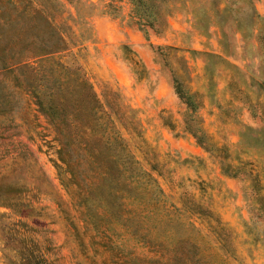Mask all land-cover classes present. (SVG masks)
Returning <instances> with one entry per match:
<instances>
[{"label":"rangeland","instance_id":"obj_1","mask_svg":"<svg viewBox=\"0 0 264 264\" xmlns=\"http://www.w3.org/2000/svg\"><path fill=\"white\" fill-rule=\"evenodd\" d=\"M83 1L94 8L81 7L82 20L69 9L79 25L67 23L90 39L72 51L99 101L128 118L117 129L136 167L155 181L136 189L130 208L138 231L167 248L195 235L208 264H264V213L249 207L246 190L258 187L264 197V37L254 38L264 34V0L253 1L261 20L247 37L229 21L203 20L204 0L171 1L157 31L134 23L128 0ZM239 1L222 0L220 9ZM9 79L0 84V264H112L129 252L153 259L124 227L105 230L109 240L84 227L60 185L53 127ZM174 79L193 108L176 94ZM223 147L258 183L241 171L224 173L216 150ZM253 201L260 205L258 194Z\"/></svg>","mask_w":264,"mask_h":264},{"label":"trees","instance_id":"obj_2","mask_svg":"<svg viewBox=\"0 0 264 264\" xmlns=\"http://www.w3.org/2000/svg\"><path fill=\"white\" fill-rule=\"evenodd\" d=\"M128 1L134 23L156 31L166 26L167 4L184 2ZM253 1L240 0V5L234 9L226 4L220 9L222 0H204L203 5L210 4V9L204 12L203 20L215 21L221 26L229 21L235 32L247 37L257 31L261 20ZM81 7L94 8L83 0H0V84L8 76L13 88L28 91L37 111L53 127L60 163L54 164L60 185L70 196L84 227H91L102 236L114 225L124 227L154 256L149 259L146 255L129 252L127 257L117 256L112 264H208L198 256L195 235H187L167 248L148 239L146 234L138 231L139 224H134L137 212L130 207L137 198L136 189L138 186L151 188L148 184L155 181L150 174L136 167L138 162L129 154L127 142L117 129L116 122L125 128L128 118L116 109V105L113 107L111 101L106 100L105 104L99 101L76 61L72 48L80 44V39L90 37L84 35L81 27L75 32L67 22L79 25L69 9H73L76 18L82 20ZM106 7H111V3ZM200 21H196V26L201 30L204 23L200 24ZM257 32L254 38L259 42L264 34ZM174 84L178 97L193 108V100L182 93L175 79ZM2 89L0 97L5 95ZM192 134L205 150H210L211 144L204 141L205 135L200 129H195ZM216 150L221 154L219 164L224 173L236 176L241 171L250 184L258 183L256 175L244 169L246 164L238 157L233 159L238 164L230 163L232 160L226 147ZM250 186L246 187L250 191L249 207L256 213H264V197L260 196V189L255 186L257 188L253 190ZM254 194L260 197L258 206L253 201ZM110 231L114 232L115 228ZM217 236L223 249V239ZM106 246L111 248L110 244Z\"/></svg>","mask_w":264,"mask_h":264}]
</instances>
